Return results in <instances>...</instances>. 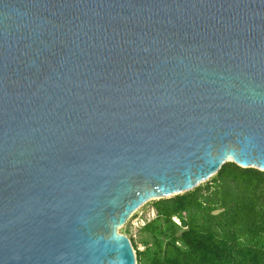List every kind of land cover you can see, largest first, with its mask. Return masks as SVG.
<instances>
[{
	"label": "water",
	"instance_id": "water-1",
	"mask_svg": "<svg viewBox=\"0 0 264 264\" xmlns=\"http://www.w3.org/2000/svg\"><path fill=\"white\" fill-rule=\"evenodd\" d=\"M228 161L264 171V0H0V264H136Z\"/></svg>",
	"mask_w": 264,
	"mask_h": 264
},
{
	"label": "trees",
	"instance_id": "trees-1",
	"mask_svg": "<svg viewBox=\"0 0 264 264\" xmlns=\"http://www.w3.org/2000/svg\"><path fill=\"white\" fill-rule=\"evenodd\" d=\"M145 205L154 216L135 234L130 220L123 229L136 264H264L262 170L228 161L193 189Z\"/></svg>",
	"mask_w": 264,
	"mask_h": 264
},
{
	"label": "rangeland",
	"instance_id": "rangeland-1",
	"mask_svg": "<svg viewBox=\"0 0 264 264\" xmlns=\"http://www.w3.org/2000/svg\"><path fill=\"white\" fill-rule=\"evenodd\" d=\"M134 214H135L134 217L132 219H129L130 223L128 225L129 228V231L127 232L128 234H135L137 228L141 224H143V222L146 219H150L151 217L154 216V210L150 205H144L141 208H139ZM124 227L125 225L119 229V232L128 236V234H126V232L123 230Z\"/></svg>",
	"mask_w": 264,
	"mask_h": 264
}]
</instances>
